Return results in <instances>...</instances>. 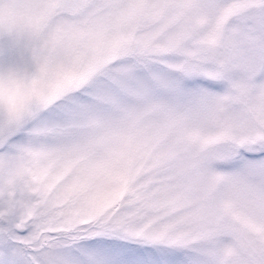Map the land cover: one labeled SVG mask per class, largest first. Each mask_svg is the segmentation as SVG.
Segmentation results:
<instances>
[{"label": "snow or ice", "instance_id": "1", "mask_svg": "<svg viewBox=\"0 0 264 264\" xmlns=\"http://www.w3.org/2000/svg\"><path fill=\"white\" fill-rule=\"evenodd\" d=\"M0 264H264V0H0Z\"/></svg>", "mask_w": 264, "mask_h": 264}]
</instances>
